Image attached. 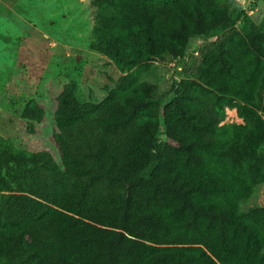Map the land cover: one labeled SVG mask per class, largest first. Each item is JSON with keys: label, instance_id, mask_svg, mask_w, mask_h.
<instances>
[{"label": "trees", "instance_id": "trees-1", "mask_svg": "<svg viewBox=\"0 0 264 264\" xmlns=\"http://www.w3.org/2000/svg\"><path fill=\"white\" fill-rule=\"evenodd\" d=\"M90 5L88 47L120 75L98 101L58 93L60 162L0 137V264H264V204L244 208L264 183V19L226 0ZM192 38L215 41L164 100L140 76Z\"/></svg>", "mask_w": 264, "mask_h": 264}, {"label": "rangeland", "instance_id": "rangeland-1", "mask_svg": "<svg viewBox=\"0 0 264 264\" xmlns=\"http://www.w3.org/2000/svg\"><path fill=\"white\" fill-rule=\"evenodd\" d=\"M226 1L230 9H243L263 22L264 0ZM93 21L90 0H0V137L11 150H47L60 162L52 140L58 93L71 85L80 100L98 101L120 75L109 58L89 49ZM191 40L184 58H154L140 76L156 84L164 100L170 98L172 84L193 71L200 52L215 41ZM23 99L45 107L41 121H26L15 113ZM224 121L244 122L235 109H226ZM259 204H264V183L244 208Z\"/></svg>", "mask_w": 264, "mask_h": 264}, {"label": "bare ground", "instance_id": "bare-ground-1", "mask_svg": "<svg viewBox=\"0 0 264 264\" xmlns=\"http://www.w3.org/2000/svg\"><path fill=\"white\" fill-rule=\"evenodd\" d=\"M232 113H234V110H230Z\"/></svg>", "mask_w": 264, "mask_h": 264}]
</instances>
